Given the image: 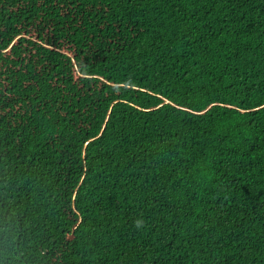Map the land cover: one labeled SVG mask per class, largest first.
Here are the masks:
<instances>
[{
  "label": "trees",
  "instance_id": "16d2710c",
  "mask_svg": "<svg viewBox=\"0 0 264 264\" xmlns=\"http://www.w3.org/2000/svg\"><path fill=\"white\" fill-rule=\"evenodd\" d=\"M0 264H264V0H0Z\"/></svg>",
  "mask_w": 264,
  "mask_h": 264
}]
</instances>
